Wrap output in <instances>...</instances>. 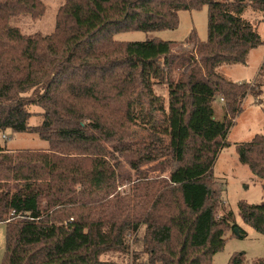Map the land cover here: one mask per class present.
<instances>
[{"label":"trees","instance_id":"trees-1","mask_svg":"<svg viewBox=\"0 0 264 264\" xmlns=\"http://www.w3.org/2000/svg\"><path fill=\"white\" fill-rule=\"evenodd\" d=\"M203 4L207 41L195 33L182 43L113 37L174 28L179 10ZM248 7L264 12V0H66L54 32L42 35L10 24L17 14L39 16L42 0H0V135L37 133L50 144L14 151L0 139V222L7 241L0 264H118L103 254L129 251L131 235L142 227L150 239L148 264H213L226 232L237 226L230 213L216 214L213 166L246 95L259 97L250 82L217 71L223 62L246 63L250 49L263 43L243 16ZM160 84L168 93L159 109L166 137L149 131L136 141L128 127L138 117L145 122L136 103L154 100ZM218 97L225 101L221 117ZM30 105L43 108L41 124L28 123ZM127 151L136 153L134 169L162 158L169 167L167 194L146 196L136 213L116 217L96 204L102 207L112 192L114 154ZM237 152L264 179V133L238 143ZM239 209L264 234V202L242 201ZM229 264H244L243 255L235 253ZM254 264H264V257Z\"/></svg>","mask_w":264,"mask_h":264},{"label":"rangeland","instance_id":"rangeland-1","mask_svg":"<svg viewBox=\"0 0 264 264\" xmlns=\"http://www.w3.org/2000/svg\"><path fill=\"white\" fill-rule=\"evenodd\" d=\"M66 0H42L44 11L39 16L29 13H21L11 17L10 24L18 27L24 34L40 33L49 35L54 32L56 18L60 6ZM245 18L253 22L258 31L262 44L250 49L246 63L223 62L217 66V71L229 80L237 82H250V85L258 89L259 97L248 93L244 98L242 111L235 117L227 140L228 145L219 151L213 166V177L210 181L212 187L218 189V196L215 203V211L218 217L227 213L231 214V223L236 224L235 229L226 232L224 247L211 257L213 264H229L231 257L237 253L243 255L244 264L254 262L264 257V234L256 230L250 223H247L241 216L239 203L261 204L264 202V179L256 176L248 165L239 160L237 144L249 142L256 134L264 133V12L255 11L248 7L243 14ZM116 28V27H115ZM115 28H111L113 32ZM191 33H195L198 40L208 39V5L203 4L190 9H183L177 12V24L174 28L157 29L153 31L144 30H122L113 34L117 40L139 42L152 37L162 41L184 42ZM157 49L155 45L152 47ZM177 48V47H176ZM175 48V49H176ZM180 70L174 71L177 78ZM153 76L150 75L149 78ZM148 78V80H149ZM151 97L150 94H148ZM151 101L143 100V105L136 103L135 111L138 116L142 114L145 122L138 117L128 129L132 137L137 141L142 136H148L149 131H155L164 135L166 123L160 122V106L167 105L168 93L164 84L154 86ZM257 98L260 101L257 102ZM151 99V98H150ZM216 113L221 117L224 113L225 101L217 98L214 101ZM32 113L28 120L30 125L42 123L43 108L37 105H30ZM143 112V113H142ZM117 127H120L117 125ZM5 135V136H4ZM2 143L8 149L48 148L49 142L42 139L37 133L12 132L6 130L0 135ZM135 141V142H136ZM135 142H133L135 144ZM14 148V149H13ZM137 151L136 147L133 148ZM135 151L116 152L112 163L116 169V180L111 188L109 197L102 203L103 209L109 214L126 216L136 213L140 206L146 204V196H152L155 192L167 194L166 181L169 179V167L162 158L151 162L140 163L138 169L132 168L130 160L136 157ZM104 193L101 194V196ZM122 219V218H121ZM236 229L242 231L241 235H234ZM131 246L127 252L109 251L103 254L104 259H113L118 264H148L147 245L149 238H146L142 227L131 235ZM6 223L0 222V262L6 255ZM159 264V263H158Z\"/></svg>","mask_w":264,"mask_h":264},{"label":"water","instance_id":"water-1","mask_svg":"<svg viewBox=\"0 0 264 264\" xmlns=\"http://www.w3.org/2000/svg\"><path fill=\"white\" fill-rule=\"evenodd\" d=\"M236 232H237V233H239V230H238V229H236Z\"/></svg>","mask_w":264,"mask_h":264},{"label":"built area","instance_id":"built-area-1","mask_svg":"<svg viewBox=\"0 0 264 264\" xmlns=\"http://www.w3.org/2000/svg\"><path fill=\"white\" fill-rule=\"evenodd\" d=\"M5 136V135H4Z\"/></svg>","mask_w":264,"mask_h":264},{"label":"crops","instance_id":"crops-1","mask_svg":"<svg viewBox=\"0 0 264 264\" xmlns=\"http://www.w3.org/2000/svg\"><path fill=\"white\" fill-rule=\"evenodd\" d=\"M14 149V148H13Z\"/></svg>","mask_w":264,"mask_h":264}]
</instances>
